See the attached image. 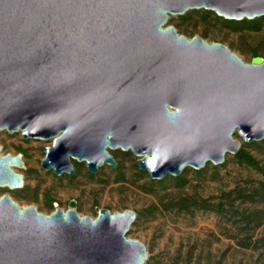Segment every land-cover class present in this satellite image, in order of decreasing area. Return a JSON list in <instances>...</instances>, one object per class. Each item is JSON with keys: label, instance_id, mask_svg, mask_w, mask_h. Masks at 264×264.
Returning <instances> with one entry per match:
<instances>
[{"label": "water", "instance_id": "water-1", "mask_svg": "<svg viewBox=\"0 0 264 264\" xmlns=\"http://www.w3.org/2000/svg\"><path fill=\"white\" fill-rule=\"evenodd\" d=\"M203 10L253 21L264 0H0V134L52 141L41 167L58 177L74 162L117 169L120 150L155 181L264 141V58L168 25ZM1 152L0 188L22 189L23 154ZM96 212L72 200L47 215L3 195L0 264H146L128 238L138 214Z\"/></svg>", "mask_w": 264, "mask_h": 264}, {"label": "rangeland", "instance_id": "rangeland-1", "mask_svg": "<svg viewBox=\"0 0 264 264\" xmlns=\"http://www.w3.org/2000/svg\"><path fill=\"white\" fill-rule=\"evenodd\" d=\"M195 12L172 17L168 25L188 38L199 36L209 43L230 46L247 63L255 56L264 58V27L258 32L234 31L224 26L222 21L226 20L213 12L207 16L202 14L204 10ZM235 138L241 140L237 134ZM248 145H251L248 150L264 167V141ZM50 146L52 141L24 140L21 133L0 134L1 155L22 153L25 156L24 168H15L25 177L24 187L13 191L0 188V198L9 194L22 208L36 206L47 215L54 211L48 199L54 202V208L65 210L75 200L77 211L93 218L97 216V208L109 209L112 213L127 209L140 213L142 216L137 218L128 238L140 240L146 246L149 254L146 264H264L262 243L258 249L240 245L246 236L232 213H184L174 207L183 198L211 199L218 203L223 193L235 189L256 190L264 182V176L239 164L233 155H227L221 166L208 164L200 171L202 174L187 168L181 175L186 184L177 187L172 176L162 180L161 185V181L152 180L148 173L139 170L137 157L120 150L111 151L120 164L117 169L104 165L100 174H91L86 164L81 163L75 168V177H58L54 171L47 172L41 167L45 157L42 149ZM260 207L263 206L236 202L233 211ZM150 210L155 212L151 214ZM263 235L264 226L255 233L254 240Z\"/></svg>", "mask_w": 264, "mask_h": 264}, {"label": "trees", "instance_id": "trees-1", "mask_svg": "<svg viewBox=\"0 0 264 264\" xmlns=\"http://www.w3.org/2000/svg\"><path fill=\"white\" fill-rule=\"evenodd\" d=\"M202 14H205V16H207L211 13L204 11L202 12ZM222 22L224 26L231 28L234 31L247 30L251 32H258L264 27L263 18H259L253 21L245 20L242 22ZM249 146L251 145L243 144L239 153L234 156V159L239 164L245 165L246 167H249L260 175L264 176V167L248 150ZM74 166L77 169L78 167H80V164L75 162ZM196 173L202 174V172L200 171ZM172 180L177 187H182L186 184L183 176L172 178ZM162 183V181L159 182L160 185ZM236 202H241V204H260L263 207L254 209L252 211H239L238 209H236V211H233ZM48 204L52 209L55 210L53 205L54 202L52 200L48 199ZM174 207H176L178 211L184 213L211 212L215 214H224L230 212L235 218H238V224L241 226L243 232L245 233L246 237L240 243L243 248L258 249L261 243L264 245V235L260 239L254 240L255 233L264 226V182L259 183L258 188L253 192H247L245 189H235L231 192L223 193L218 203H213L211 199L183 198ZM150 212L151 214H153L155 210H150ZM137 214L138 218L142 216L140 213Z\"/></svg>", "mask_w": 264, "mask_h": 264}, {"label": "bare ground", "instance_id": "bare-ground-1", "mask_svg": "<svg viewBox=\"0 0 264 264\" xmlns=\"http://www.w3.org/2000/svg\"><path fill=\"white\" fill-rule=\"evenodd\" d=\"M237 132H238V130H237ZM234 140L236 141L237 139L235 138V136H234ZM8 188V187H7Z\"/></svg>", "mask_w": 264, "mask_h": 264}]
</instances>
